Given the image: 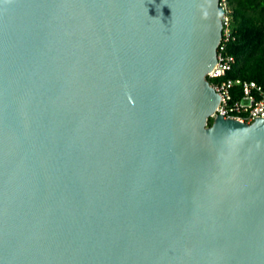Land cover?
I'll list each match as a JSON object with an SVG mask.
<instances>
[{"label": "water", "instance_id": "1", "mask_svg": "<svg viewBox=\"0 0 264 264\" xmlns=\"http://www.w3.org/2000/svg\"><path fill=\"white\" fill-rule=\"evenodd\" d=\"M221 38L219 0H0V264H264Z\"/></svg>", "mask_w": 264, "mask_h": 264}, {"label": "trees", "instance_id": "2", "mask_svg": "<svg viewBox=\"0 0 264 264\" xmlns=\"http://www.w3.org/2000/svg\"><path fill=\"white\" fill-rule=\"evenodd\" d=\"M232 35L224 52L233 57L226 78L255 81L264 87V0H227ZM214 79L209 82L214 85ZM213 121L209 119V124Z\"/></svg>", "mask_w": 264, "mask_h": 264}, {"label": "built area", "instance_id": "3", "mask_svg": "<svg viewBox=\"0 0 264 264\" xmlns=\"http://www.w3.org/2000/svg\"><path fill=\"white\" fill-rule=\"evenodd\" d=\"M219 9L222 38L217 49L216 64L206 75L208 80H216L212 86L220 97L213 116L220 114L250 123L257 117L264 118V87L255 81L225 77L233 63V57L224 52L225 43L232 35V8L227 0H219Z\"/></svg>", "mask_w": 264, "mask_h": 264}]
</instances>
